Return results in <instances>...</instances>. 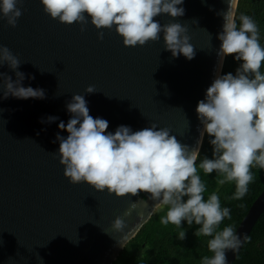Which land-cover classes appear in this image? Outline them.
Here are the masks:
<instances>
[{
	"label": "water",
	"instance_id": "obj_1",
	"mask_svg": "<svg viewBox=\"0 0 264 264\" xmlns=\"http://www.w3.org/2000/svg\"><path fill=\"white\" fill-rule=\"evenodd\" d=\"M237 2L0 0V264L116 260L195 161Z\"/></svg>",
	"mask_w": 264,
	"mask_h": 264
},
{
	"label": "trees",
	"instance_id": "obj_2",
	"mask_svg": "<svg viewBox=\"0 0 264 264\" xmlns=\"http://www.w3.org/2000/svg\"><path fill=\"white\" fill-rule=\"evenodd\" d=\"M264 190V0H238L199 151L112 264H210ZM232 264H264V212Z\"/></svg>",
	"mask_w": 264,
	"mask_h": 264
}]
</instances>
